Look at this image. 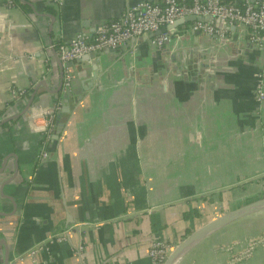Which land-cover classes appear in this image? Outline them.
<instances>
[{
  "label": "crops",
  "instance_id": "1",
  "mask_svg": "<svg viewBox=\"0 0 264 264\" xmlns=\"http://www.w3.org/2000/svg\"><path fill=\"white\" fill-rule=\"evenodd\" d=\"M5 1L0 214L7 216H0V242L10 246V260L154 264L151 236L164 239L171 252L200 227L264 195V101L255 98L264 56L248 44L247 28L227 26L225 39L217 40L196 36L192 23H182L162 49L146 37L131 40L101 57L93 89L65 113L62 94L40 85L44 81L49 91L58 86L56 47L77 33L93 37L129 6L158 0ZM196 60L198 68L190 69ZM82 66L92 71L90 62ZM12 88L24 94L13 98ZM35 92L28 111L7 120ZM50 108L54 127L43 141L41 112ZM15 165V179L5 185ZM237 222L199 242L177 264H229L233 256L217 260L215 240ZM259 248L235 264H264ZM33 249L38 251L30 257ZM4 251L0 246V258Z\"/></svg>",
  "mask_w": 264,
  "mask_h": 264
},
{
  "label": "built area",
  "instance_id": "2",
  "mask_svg": "<svg viewBox=\"0 0 264 264\" xmlns=\"http://www.w3.org/2000/svg\"><path fill=\"white\" fill-rule=\"evenodd\" d=\"M57 3L58 0H51ZM12 5V2H8ZM186 16L208 18L205 22L195 21L192 23V31H199L211 38L224 40L227 26H244L247 28V42L258 48L264 56V0H239L230 3L222 0H158L156 3L140 2L129 6L117 18L102 24L94 33L88 37L84 33L75 34L66 45H60L56 54L64 68L69 61L79 59L90 52L103 50L105 48H123L129 41H137L143 37L148 38L152 46L162 49L172 40V28L174 22ZM72 72L64 68L62 80V92L70 87ZM59 82L56 76L54 83ZM55 84V85H56ZM13 98H18L24 91L10 90ZM256 101H264V68L257 77L255 87ZM42 111V109H41ZM55 109H43L42 137L43 141L51 138L54 127ZM42 158L47 154L43 152ZM57 241L62 240L56 238ZM260 245L264 246V237ZM38 249L29 251V256H35ZM169 254V247L164 239L153 235L150 237L148 256L154 264H163ZM9 264H23L22 257H14Z\"/></svg>",
  "mask_w": 264,
  "mask_h": 264
},
{
  "label": "water",
  "instance_id": "3",
  "mask_svg": "<svg viewBox=\"0 0 264 264\" xmlns=\"http://www.w3.org/2000/svg\"><path fill=\"white\" fill-rule=\"evenodd\" d=\"M255 1H261V0H253ZM51 19V26L49 30L51 31L52 25L54 22V17L48 16ZM208 18H200V17H195V16H186L184 18L178 19L174 22V24L169 27L175 28L176 26L182 24V23H193L195 21H201L205 22ZM193 33L198 36L200 34L199 31H193ZM153 35L150 34L146 38H150ZM197 46V45H196ZM120 48L117 49H111V48H105L103 50H98L94 52H90L88 54H85L81 56L79 59H75L72 61H69L65 64L64 68L66 69H73L72 72V79L70 81V87L67 91L62 92V80H63V74H64V68L62 67L61 62L59 61L57 54L55 51L54 53V58L55 62L57 64V67L59 69V83L56 89L53 91H49L47 89V85L44 81L40 83V85L44 86L46 91L52 93V94H62V98L65 102V106L63 107V111L65 113H70V103H73V105L79 104L84 98V96L89 93L93 87L94 83L97 82L98 80V70L101 68V57L104 56L105 54L109 53H115L119 50ZM194 56L197 55V49H194ZM85 62H90L91 65V70L88 72L83 66L82 63ZM198 60L192 66L190 69H197L198 68ZM189 69V70H190ZM36 92L31 95L29 98L26 106L24 109L17 115L11 117L10 119L7 120H17L21 118L31 107L35 97H36ZM64 125H59L60 131L57 133V137L55 138L56 140L59 139L61 130L63 129ZM10 155L5 157L4 162L2 164L1 168H5L8 160L10 159ZM18 172V167L15 165V170L13 176L5 183V185L10 184L14 181L15 176L17 175ZM4 185V186H5ZM8 199L11 200V197H7ZM264 210V197L258 198L254 201H251L242 207L230 211L220 217L215 218L214 220L210 221L209 223L205 224L204 226L200 227L196 231L192 232L190 235H188L183 241H181L167 256L166 260L163 262V264H177L183 256H185L195 245H197L199 242L204 240L205 238L209 237L210 235L214 234L215 232L225 228L226 226L243 219L245 217H248L250 215H253L255 213L261 212ZM15 214V211H12L13 215ZM0 216H7V214H0ZM0 246H3L5 248L4 254L2 258H0V264H9L10 261V256H11V249L10 246L8 245L7 242L2 241L0 242Z\"/></svg>",
  "mask_w": 264,
  "mask_h": 264
},
{
  "label": "rangeland",
  "instance_id": "4",
  "mask_svg": "<svg viewBox=\"0 0 264 264\" xmlns=\"http://www.w3.org/2000/svg\"><path fill=\"white\" fill-rule=\"evenodd\" d=\"M232 227L226 230L222 239L219 238L221 240L214 241L217 247H219V253L216 255L218 261L226 260L230 255L233 256L231 258H234V260H231L229 264H235V259L239 258L241 260V256L244 258L248 250L253 252L257 247H264L260 245L262 232H264V211L240 219Z\"/></svg>",
  "mask_w": 264,
  "mask_h": 264
},
{
  "label": "trees",
  "instance_id": "5",
  "mask_svg": "<svg viewBox=\"0 0 264 264\" xmlns=\"http://www.w3.org/2000/svg\"><path fill=\"white\" fill-rule=\"evenodd\" d=\"M10 1H12L14 4H17V3H19L17 0H10ZM5 2H7V0L5 1ZM20 4V3H19ZM23 7H25L27 10H28V7L26 6V5H23V4H21ZM49 10H51V9H49ZM59 46H57L56 47V50H57V48H58ZM0 115H3V113H0ZM53 122H54V120H53ZM188 216V215H187ZM261 237H264V232H262V236Z\"/></svg>",
  "mask_w": 264,
  "mask_h": 264
},
{
  "label": "bare ground",
  "instance_id": "6",
  "mask_svg": "<svg viewBox=\"0 0 264 264\" xmlns=\"http://www.w3.org/2000/svg\"><path fill=\"white\" fill-rule=\"evenodd\" d=\"M264 211V210H263Z\"/></svg>",
  "mask_w": 264,
  "mask_h": 264
}]
</instances>
